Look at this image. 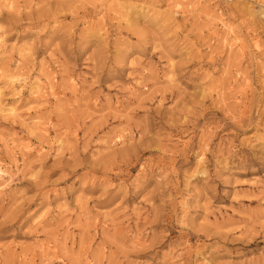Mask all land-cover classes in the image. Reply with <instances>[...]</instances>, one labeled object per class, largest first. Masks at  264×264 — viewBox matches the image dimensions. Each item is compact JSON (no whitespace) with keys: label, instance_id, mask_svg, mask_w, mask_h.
<instances>
[{"label":"rangeland","instance_id":"374dc122","mask_svg":"<svg viewBox=\"0 0 264 264\" xmlns=\"http://www.w3.org/2000/svg\"><path fill=\"white\" fill-rule=\"evenodd\" d=\"M8 109L0 264H264V0H0Z\"/></svg>","mask_w":264,"mask_h":264},{"label":"bare ground","instance_id":"6f19581e","mask_svg":"<svg viewBox=\"0 0 264 264\" xmlns=\"http://www.w3.org/2000/svg\"><path fill=\"white\" fill-rule=\"evenodd\" d=\"M11 79V78H10ZM15 80V79H14ZM2 113L3 112H6V113H8L9 115H13L14 116V113H15V111L13 110V109H8V110H6V111H4V110H0ZM7 114V115H8ZM1 176H4V175H2L1 174V172H0V178H1Z\"/></svg>","mask_w":264,"mask_h":264}]
</instances>
